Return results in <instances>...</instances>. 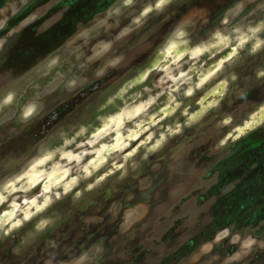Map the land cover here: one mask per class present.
<instances>
[{
    "label": "rangeland",
    "instance_id": "rangeland-1",
    "mask_svg": "<svg viewBox=\"0 0 264 264\" xmlns=\"http://www.w3.org/2000/svg\"><path fill=\"white\" fill-rule=\"evenodd\" d=\"M0 264H264V0H0Z\"/></svg>",
    "mask_w": 264,
    "mask_h": 264
}]
</instances>
